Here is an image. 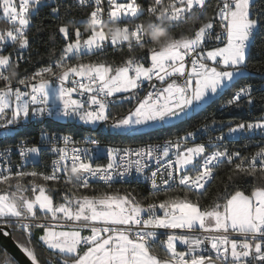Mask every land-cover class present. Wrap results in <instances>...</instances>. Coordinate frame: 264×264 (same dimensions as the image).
I'll return each mask as SVG.
<instances>
[{"label":"snow or ice","instance_id":"snow-or-ice-1","mask_svg":"<svg viewBox=\"0 0 264 264\" xmlns=\"http://www.w3.org/2000/svg\"><path fill=\"white\" fill-rule=\"evenodd\" d=\"M108 4L78 0L90 9L80 19L70 5L62 15L58 0H19L18 6L0 0V18L9 25L0 29V140L45 117L103 124L118 134L174 127L248 74V50L264 27L252 15L251 0H152L147 9L137 0ZM41 6L50 8L63 44L59 54L49 52L47 65L21 74L20 63L30 59L24 52L31 17ZM145 12L147 30L134 22ZM109 46L126 47L127 57L119 64L99 59ZM145 81L151 90L140 96ZM242 100L254 103L251 85L233 89L227 104L239 107ZM132 101L125 113L113 112ZM200 130L163 142L108 146L106 164L95 163L101 151L95 139L85 141L94 148H81L71 135L42 132L39 146L29 147L23 137L6 143L0 151V233L20 231L24 240L16 243L31 264H42L38 246L52 250L60 264H264V139L246 154L221 146L224 134L189 146ZM257 133L264 138V112L227 135ZM44 150L55 158L39 170ZM225 165L222 193L205 204L207 186ZM133 171L150 181L147 196L112 190ZM247 177L254 181L250 192L236 186ZM101 181L103 191L94 188ZM3 256V264H13L6 249Z\"/></svg>","mask_w":264,"mask_h":264},{"label":"trees","instance_id":"trees-1","mask_svg":"<svg viewBox=\"0 0 264 264\" xmlns=\"http://www.w3.org/2000/svg\"><path fill=\"white\" fill-rule=\"evenodd\" d=\"M211 2L215 3V0H211ZM62 5V12L61 14L64 15V8L65 5H70L73 9L74 15L77 18L83 19L87 12L90 11L88 7L79 8L73 6L69 2H59ZM251 12L253 16H258L262 20H264V0H254L251 4ZM209 14H211V9H209ZM69 17L65 16V19ZM32 24L29 27V36H30V48L25 51L26 55L29 56L30 59L26 60L25 62L20 63V71L21 74L24 70L28 72L35 71L37 68L47 65L49 63V52L53 49L56 50L57 54H59V49L63 44L62 36L56 31L55 28V20L50 15V8L48 6H41L38 11L32 14ZM147 15H143L137 19V21H147ZM43 26L44 31H37V27ZM9 25L7 21L3 18H0V28L6 29ZM83 30V27H82ZM186 31L187 28L184 29H177V33L180 31ZM55 37L53 41L50 39L51 36ZM128 55L127 48H123V50H118L113 47H108L105 49L104 54L99 56V59L104 60L108 63H115L119 64L122 60H124ZM136 55H143V53L137 52ZM96 59V57H93ZM247 61L249 63V72L247 76H244L237 80V82L232 86V88L226 90L224 94L226 96L232 93L233 89H237L241 84L246 83L248 81H252L254 79H264V27L256 33L254 37V41L251 44L248 55ZM147 66V65H146ZM141 95H144L142 91H139ZM255 97V101L252 105H248L246 101H244L237 112H226V113H219L217 112L218 107L213 102L210 104L205 110L201 111L200 113L194 115L190 120L185 121L181 124H178L174 127H168L163 129H155L152 130L148 134L144 135H129L124 136L121 140H118V137H113L109 134H105L100 130L92 131L91 137L101 138L112 140L115 142H137L142 140L148 139H165L174 137L181 133L186 132L187 130L192 129L198 123L202 122L205 119H209L213 116L215 112L216 118H223L231 121L233 124L239 123L241 121L251 119L260 115L261 112L264 111V93L263 92H254L252 94ZM220 98V97H219ZM218 98V99H219ZM134 105V101L131 103L124 102L123 104L119 105L118 107L113 109L114 113L122 114L126 112L127 109L131 108ZM19 133L16 135V138H33L37 137L43 131H51V132H64L67 134H71L74 136L78 135H85L88 132V129L84 127H78L76 123L71 121L69 122H60V121H47L45 123L34 124L28 122L24 125H20ZM104 159L103 157H99L97 160ZM42 166H45V163H49V156L46 153H42ZM40 167V166H39ZM229 166L225 165L221 170L216 173V179L211 181L207 186L208 194L204 198V203H209L218 193H222L223 185L221 184V179L225 177ZM51 184L52 182H48ZM254 183L252 177H247L244 180L237 181L236 186H238L241 190H248L250 192L251 185ZM94 188L100 191L105 189V185L103 183H95ZM120 189L123 191L127 189L129 191H134L138 197L147 196L150 192L149 188L146 184L140 183L137 180H133L127 183H113L112 190ZM81 191L86 192L87 194H92V191L81 189ZM229 191H232V188H229ZM158 199H164V195L160 194ZM12 235L14 239L23 241L24 237L21 235L20 231H12ZM4 248L0 246V264H3V252ZM37 252L41 256L42 264H60V260L58 259L57 255L54 254L51 250H45L43 247H37ZM8 253V252H7ZM9 259L13 260V264H19L11 255Z\"/></svg>","mask_w":264,"mask_h":264},{"label":"built area","instance_id":"built-area-1","mask_svg":"<svg viewBox=\"0 0 264 264\" xmlns=\"http://www.w3.org/2000/svg\"><path fill=\"white\" fill-rule=\"evenodd\" d=\"M14 2H15V4H19V0H15ZM58 2H69L73 6H76V7H79V8L87 7V6H83V7L79 6L78 5V0H58ZM117 2L118 3H126L127 0H117ZM137 3H139L144 9H147V7L152 3V0H137ZM103 6H104L105 9L108 8V6H109L108 0H103ZM143 15H147V18L149 17L146 12L144 14L140 15L139 17H141ZM137 19L134 21L135 23L143 22L145 25L148 23V20L147 21H137ZM0 29H2V28H0ZM105 31H107V28L105 29ZM212 43H215V42L213 41ZM109 47H111V46H109ZM7 51H12L11 47H9L7 49ZM24 55L27 56L25 52H24ZM23 62H25V61H23ZM151 83H155L157 86H159V84H160V82L158 80H156L155 78H153V81ZM244 85H251L252 86V94L254 92H263L264 93V79H259L258 78V79H254L252 81H248L246 83L241 84L238 88H240V87H242ZM150 90H151V88L149 86V82L145 81V83H144L142 89H140V91H142L143 94H145L147 91H150ZM118 95H120V94H118ZM230 95L226 96L223 93L220 96L221 104L218 107L217 112H219V113L220 112L221 113L235 112L236 110L239 109V107H237V106H233V105H228L227 104V100L229 99ZM73 98H79V97L76 94H73ZM244 101L245 100H242L241 104ZM217 112H215L213 114V116H215V114ZM213 116L211 118H209V119L203 120L202 122L198 123L195 127L190 129V130L194 131V130L199 128L201 130L197 132L194 140H189L188 141V145L189 146H192L195 143L207 142L209 140V138L215 139L216 136L224 134V139L222 141H220V145L221 146H227L229 149L239 150L242 153L246 154L248 152L253 151L255 144L257 142L261 141L262 139H264L258 133L255 134V135L249 134V135H243V136H237V137H229L227 135L228 132H229V128L230 127H234L237 123L233 124L231 121H229L227 119H223V118H220V117L216 118V117H213ZM253 118H251V119H253ZM251 119H247V120H251ZM247 120H244V121H247ZM47 121H53V122L60 121V122H62L61 120H57L55 118H48V117H45L44 119H32L29 122L34 123V124H39V123H45ZM213 121H215L216 123L213 124ZM19 130H20V127H19ZM43 132H46V133H49V134L55 133L57 135H60V134L71 135V134H67V133H64V132H51V131H43ZM41 133L37 137L25 138L26 141H27V145L29 147L34 146V145L35 146L41 145V143H42V141H41ZM184 133H181V134L176 135L174 137L165 138V139H154V140L153 139H148V140H142V141H137V142H115V141H112V140L101 139V138L85 136V135H78V136L71 135V136H72V138L75 141L79 142L75 146L81 147V148H83V147H93L94 148L95 145L86 144L85 141L86 140H90V139L97 140L99 142V146H100V149H101V151L99 153V157H103L106 160H104V159L96 160L95 163L106 164L107 163V156H106L105 149L108 146H137V145L142 144V143L147 142V141L163 142V141H165L167 139H175L178 136H182ZM19 139L20 138H16V136H13V137H10L8 140H0V151L3 150L4 145L6 143L15 144ZM44 143H45V145L47 144L46 141ZM58 146L63 147L64 146L63 142L61 141ZM72 146L73 145H69V151L71 150ZM173 151H175V150H173ZM42 153H46L47 156H49V163L48 164H50L51 160L53 158H55L54 155L52 153L48 152L47 150H44ZM12 159L15 162H19L18 153H16L15 151L13 152ZM42 163H43V160L41 159L38 162V165H37L39 170H43L45 168V166H42ZM29 167H31V165ZM152 167L153 168L155 167V162H153ZM149 171L150 170L146 169V174H148ZM133 180H137L140 183L146 184L147 187L149 188V190H151L150 181L145 179L143 176H138L134 171L132 173V176L126 178L125 181L122 182V181L117 180L115 183H127V182H130V181H133ZM96 183H103V182L101 181V182H96ZM158 214L162 215L163 213H162V211H159ZM161 231H163V230H161ZM175 231L177 233H179L182 230L177 229ZM184 247L185 246L181 245L178 242V244H177L178 250H183Z\"/></svg>","mask_w":264,"mask_h":264},{"label":"water","instance_id":"water-1","mask_svg":"<svg viewBox=\"0 0 264 264\" xmlns=\"http://www.w3.org/2000/svg\"><path fill=\"white\" fill-rule=\"evenodd\" d=\"M237 112V110L235 111ZM5 231H9L8 236H4L0 233V246L7 250V252L19 263V264H31V261L17 246L16 240L12 235V230L5 228Z\"/></svg>","mask_w":264,"mask_h":264},{"label":"rangeland","instance_id":"rangeland-1","mask_svg":"<svg viewBox=\"0 0 264 264\" xmlns=\"http://www.w3.org/2000/svg\"><path fill=\"white\" fill-rule=\"evenodd\" d=\"M15 0H13V2H14ZM254 2V0H251V4ZM15 3V2H14ZM17 6H18V4H17ZM248 74H246L245 76H247ZM139 95L140 96H143V95H141L140 94V92H139ZM54 103H59L58 101H54ZM134 103H135V101H134ZM215 105L216 106H220V104H221V99L219 98V99H217L215 102ZM122 114H123V112H122ZM62 122H69V121H71V122H73V123H76V125L78 126V127H84V128H86V129H88V132L85 134V136H92L91 135V133H92V131H95V130H100L101 132H103V133H105V134H109V135H111V136H113V137H118L119 139L118 140H121V138L122 137H124V136H129V135H135V134H131V133H129V134H118V133H116V132H109L105 127H104V125L103 124H99V125H96V126H93V125H86V124H84L83 122H81V121H79V119H77V118H71V119H66V120H61ZM39 233H37V235H38Z\"/></svg>","mask_w":264,"mask_h":264},{"label":"clouds","instance_id":"clouds-1","mask_svg":"<svg viewBox=\"0 0 264 264\" xmlns=\"http://www.w3.org/2000/svg\"><path fill=\"white\" fill-rule=\"evenodd\" d=\"M105 27L107 28V25H105ZM147 28H148V25L146 24V30H147ZM158 31H164L163 29H158ZM151 34V33H150ZM162 40H163V38H162ZM154 43H161V41H157V40H155V38H154Z\"/></svg>","mask_w":264,"mask_h":264},{"label":"crops","instance_id":"crops-1","mask_svg":"<svg viewBox=\"0 0 264 264\" xmlns=\"http://www.w3.org/2000/svg\"><path fill=\"white\" fill-rule=\"evenodd\" d=\"M84 234H88L87 232H85ZM177 244H178V242H177ZM52 251V250H51Z\"/></svg>","mask_w":264,"mask_h":264}]
</instances>
